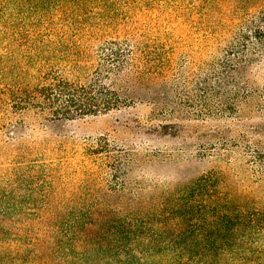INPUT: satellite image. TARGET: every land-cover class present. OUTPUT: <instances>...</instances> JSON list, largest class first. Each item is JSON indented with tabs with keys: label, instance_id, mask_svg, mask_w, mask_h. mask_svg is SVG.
Masks as SVG:
<instances>
[{
	"label": "rangeland",
	"instance_id": "rangeland-1",
	"mask_svg": "<svg viewBox=\"0 0 264 264\" xmlns=\"http://www.w3.org/2000/svg\"><path fill=\"white\" fill-rule=\"evenodd\" d=\"M263 14L0 0V264H264V51L241 40ZM55 79L133 102L74 120L15 108Z\"/></svg>",
	"mask_w": 264,
	"mask_h": 264
},
{
	"label": "trees",
	"instance_id": "trees-1",
	"mask_svg": "<svg viewBox=\"0 0 264 264\" xmlns=\"http://www.w3.org/2000/svg\"><path fill=\"white\" fill-rule=\"evenodd\" d=\"M262 23L263 27L258 26L252 37L241 36V40L247 43L255 40L258 49L264 51V14ZM247 43L240 45L242 50L235 56L242 62L246 58V53L251 49ZM228 64L229 70L235 72V66L231 67L230 63ZM233 78L231 75L227 77L228 80H231L229 82H234ZM46 82L44 85L17 92L13 97L16 102L15 108L20 111L36 110L42 115H49L55 119L74 120L97 116L133 102L131 99L122 98L116 91L108 89L101 83L78 85L59 79ZM206 182L205 180L196 184L190 192L196 191Z\"/></svg>",
	"mask_w": 264,
	"mask_h": 264
}]
</instances>
